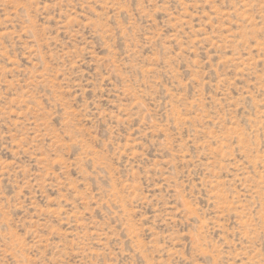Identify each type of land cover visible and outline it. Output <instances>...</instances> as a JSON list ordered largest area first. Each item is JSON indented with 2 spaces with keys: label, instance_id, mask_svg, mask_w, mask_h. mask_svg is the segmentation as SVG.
<instances>
[{
  "label": "rangeland",
  "instance_id": "rangeland-1",
  "mask_svg": "<svg viewBox=\"0 0 264 264\" xmlns=\"http://www.w3.org/2000/svg\"><path fill=\"white\" fill-rule=\"evenodd\" d=\"M0 264H264V0H0Z\"/></svg>",
  "mask_w": 264,
  "mask_h": 264
}]
</instances>
